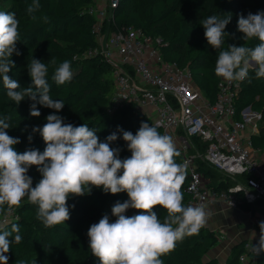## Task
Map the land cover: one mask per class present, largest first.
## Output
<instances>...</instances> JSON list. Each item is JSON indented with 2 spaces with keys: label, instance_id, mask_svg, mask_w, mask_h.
<instances>
[{
  "label": "clouds",
  "instance_id": "clouds-1",
  "mask_svg": "<svg viewBox=\"0 0 264 264\" xmlns=\"http://www.w3.org/2000/svg\"><path fill=\"white\" fill-rule=\"evenodd\" d=\"M40 7V0H32L27 12L35 13ZM41 19L49 22L47 16ZM230 20V15L211 14L200 21L208 45L218 54L215 75L229 82L251 83L249 73L254 69L256 79L264 78V11L239 15L237 29L245 42L241 46L225 47V37H229L225 29ZM19 23L15 13L0 10V79L6 95L16 104L26 98L32 101L33 117L41 115L37 104L55 112L46 117L42 127L32 129L43 138V152H17L15 145L21 141L7 132L11 117L0 116V264H8L7 253L12 244L22 240L19 224L8 218L25 199L36 206L37 218L50 228L70 219V196L91 194L93 188L128 196L112 205L114 221L104 214L87 231L89 250L100 264H163L161 257L185 237L198 235L211 215L202 206L183 203L182 185L188 165L186 161L177 162L181 152L173 138L161 134L156 126L141 122L135 134L118 128L101 142L97 128L86 123H65L56 114L64 108V101L50 95L45 62L31 59L27 69L32 83L28 87H21L8 75L15 66L10 57L21 54L16 47L21 38ZM253 40L258 43L250 46L248 42ZM72 76L71 63L65 60L54 69L51 79L64 85ZM120 136L131 153L125 158L120 157L119 148L111 147ZM28 139L31 142L32 136ZM32 166L41 175L35 187L28 175ZM157 207L166 210L163 219L155 210ZM129 209L138 210V214L126 215ZM259 230L258 241L251 247L254 256L264 253V221L259 222Z\"/></svg>",
  "mask_w": 264,
  "mask_h": 264
},
{
  "label": "trees",
  "instance_id": "trees-1",
  "mask_svg": "<svg viewBox=\"0 0 264 264\" xmlns=\"http://www.w3.org/2000/svg\"><path fill=\"white\" fill-rule=\"evenodd\" d=\"M213 2V7L209 2ZM32 0H0L3 11L15 13L21 21V38L28 65L32 58L45 62L49 68L48 83L50 95L54 100H63L64 108L56 113L64 118L65 123L79 126L83 123L90 128H97V136L101 142L106 137L117 132L118 128L131 131L133 134L139 129L141 122L153 125L151 119L137 111L136 105L127 102L109 115L107 109L115 93L113 68L98 57L85 58L84 53L98 46L93 27L95 18L89 14L94 0H82L80 6L63 7L61 0H40V9L35 13H28L27 8ZM245 7H251L253 13L264 11V1L246 0L242 4H229L227 0H119L117 8L113 10V20L110 31L122 32L129 28L144 31L150 36L162 37L166 46L163 55L166 60L178 63L181 67H188L194 81L200 87L202 93L211 100L217 93L219 77L214 73L217 53L208 45L204 36V28L200 21L211 14H222L227 9L241 13ZM183 9L187 13L181 16ZM33 15L36 19H33ZM49 17V22L44 23L42 17ZM79 47L69 46L60 48L52 39L61 38L68 33L78 31ZM227 32V27L225 29ZM225 47L236 45L230 37H225ZM257 40L248 42L250 46L257 44ZM15 64V59L10 57ZM71 63L73 73L72 80L64 85H57L52 79V73L62 61ZM28 66L19 70L15 66L8 75L17 80L21 87L31 85V77ZM251 83L245 80L242 85L240 105H252L262 114L260 133L253 137L254 145L264 149V78L256 79L255 70H250ZM0 79V116L11 117V128L7 129L10 136L18 137L20 143L15 145L17 152L28 149H37L43 152L45 143L39 133H33V127H42L47 121L46 117L55 112L37 104L41 115H30L31 103L16 104L6 95ZM154 126V125H153ZM158 129V128H157ZM158 131L161 132L160 129ZM162 134V132H161ZM29 135L32 136L31 142ZM204 153L207 144L200 139L193 138ZM111 147L119 148L120 157L131 155L122 136L113 142ZM182 161V154L177 162ZM199 168L205 176L210 178L212 185L218 189L229 190L237 180H245L244 176L227 178L220 171L212 168L207 163L199 161ZM28 175L32 178L33 187L41 179L35 166L29 168ZM219 183V184H218ZM188 179L186 177L182 185L184 196L183 203L188 205L191 195L187 190ZM219 185V186H218ZM128 199L127 193H104L100 188H93L91 194L85 196H70L67 204L70 208V219L65 224L46 228L37 218V208L25 201L16 208L11 223L19 224L22 240L13 243L7 253L10 264H100L98 258L91 254L88 247L87 231L91 224L96 223L104 215L111 216V207L117 201ZM252 205L241 203L240 209L251 210ZM160 218L167 214L166 210L157 207L155 209ZM138 214V210L129 209L126 215ZM15 235V234H14ZM215 234L204 227L198 235L185 237L177 242L176 247L170 253L161 257L163 264H201L200 255L214 243ZM213 239V241L211 240ZM245 241L235 245L231 258L225 264H243L240 256L244 251ZM202 252V253H201ZM264 259V254L258 258V262ZM257 262V263H258ZM208 264H218L216 261Z\"/></svg>",
  "mask_w": 264,
  "mask_h": 264
},
{
  "label": "built area",
  "instance_id": "built-area-1",
  "mask_svg": "<svg viewBox=\"0 0 264 264\" xmlns=\"http://www.w3.org/2000/svg\"><path fill=\"white\" fill-rule=\"evenodd\" d=\"M99 1L101 7L94 2L89 9L95 18L93 30L98 46L86 51L84 57H98L113 68L116 90L107 113L112 115L123 103H133L162 134L173 138L182 154L181 162L188 165V205L204 207L216 200L233 209H240L241 203L252 205L246 212L258 236L245 242L240 261L255 264L264 254L254 256L251 251L259 238V222L264 221V149L253 141L260 133L261 112L252 105H240L243 82L219 77L215 98L204 95L188 67L165 59L166 42L162 37L136 28L111 32L113 10L119 0ZM193 138L207 144L204 153ZM199 161L227 178L246 179L237 180L228 191L215 188L200 170ZM14 217L12 214L8 219Z\"/></svg>",
  "mask_w": 264,
  "mask_h": 264
},
{
  "label": "rangeland",
  "instance_id": "rangeland-1",
  "mask_svg": "<svg viewBox=\"0 0 264 264\" xmlns=\"http://www.w3.org/2000/svg\"><path fill=\"white\" fill-rule=\"evenodd\" d=\"M81 1L82 0H61V6L67 7V8L77 7V6H80ZM227 1L229 4H234V3L242 4L246 0H227ZM94 2H96L95 5L97 7L102 6V3H100L99 0H95ZM209 3L213 7H215L213 2L210 1ZM0 10H3V7L1 5H0ZM249 12L253 13V9H251V7H245L241 13H237L233 11L232 9H227L221 14L222 16H229V15L231 16L230 23L226 26L227 33L229 34V37L231 38V40L236 42L239 45H241L243 42L242 40L243 34L240 33L237 29V20H238L239 15L243 14L247 16ZM186 13H187L186 9H183L181 12V16H184ZM19 22H20L19 23V26H20L21 21L19 20ZM80 30L81 29H79L78 31L74 33H68L61 38L58 37V38L52 39L50 43H53L54 45L60 48L69 47V46L79 47L81 45L79 41V36H78V33L80 32ZM16 47L21 54L16 55L14 53L11 57L15 59L16 68L19 70H22L28 66L27 59H26V53H25V50L22 44L17 42ZM28 102L32 103V101L26 98L20 103H28ZM204 228L215 234L214 235L215 241L213 244H210L209 248L203 254L200 255L199 259H200L201 264H208L209 262H212V261H216L218 264H225L226 260L228 258H231V253L235 245L233 246L232 244H229L225 239V235L220 230L218 229L212 230L207 225H205ZM211 240L213 241V239ZM257 262L255 264H264V259L263 260L261 259L258 263Z\"/></svg>",
  "mask_w": 264,
  "mask_h": 264
},
{
  "label": "crops",
  "instance_id": "crops-1",
  "mask_svg": "<svg viewBox=\"0 0 264 264\" xmlns=\"http://www.w3.org/2000/svg\"><path fill=\"white\" fill-rule=\"evenodd\" d=\"M204 208L211 213L206 225L212 230H220L233 246L257 238L258 231L248 212L229 208L224 202L211 201Z\"/></svg>",
  "mask_w": 264,
  "mask_h": 264
}]
</instances>
